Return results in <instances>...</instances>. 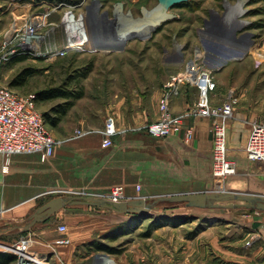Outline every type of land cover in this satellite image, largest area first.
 <instances>
[{"label": "rangeland", "instance_id": "obj_1", "mask_svg": "<svg viewBox=\"0 0 264 264\" xmlns=\"http://www.w3.org/2000/svg\"><path fill=\"white\" fill-rule=\"evenodd\" d=\"M41 1L37 0L30 7L23 24L31 21L40 24V45L47 47L54 44V50H58L59 54L29 56L24 61H13L3 68V82L10 87L23 70L30 69L33 75L27 79L25 86L10 87L20 96L36 97L43 90L62 87L84 94L57 127L46 124L57 145L51 157L43 159L39 154L41 164H51L59 148L93 136L103 138L102 131L109 115L116 119L117 138L130 136L134 131L152 137L148 130L160 117L159 114L157 119L154 113L159 109L164 86L173 75L185 70L195 57H200L205 65L214 69H217L223 58L229 59L216 70L214 77L217 88L210 95L211 106L218 107L229 102L231 93H234L237 101L229 128L238 119L252 123L264 120V0H186L170 9L169 12L175 16L173 19L162 20L149 37L130 39L121 50L85 48L66 51L65 54L60 49L70 38L119 35L127 29L148 25L137 26L147 20L145 10L152 12L159 1ZM239 7L245 9L246 14L239 21L230 22L229 16L239 11ZM5 11L0 21V53L14 26L15 10L6 7ZM241 22L247 23L245 27H241ZM243 48L247 50L244 52ZM87 70V77H81ZM181 94V102L178 99L174 102L172 111L175 114L194 110L200 96L199 90L190 85L184 86ZM62 103L63 100H53L36 102V105L41 114L50 113L54 116L52 109ZM140 113L147 118L141 128L137 127L135 121ZM82 120H85L84 125L80 123ZM194 120H200V117L195 114L190 116L189 121ZM210 126L211 155L206 154L195 161L192 168L184 167L189 170V183L193 182L189 185V192L183 194L234 192L264 197V163L249 161L242 151L235 150L238 147L229 134L230 129L228 154L237 164V172L226 180L225 193L215 192L212 120ZM163 141V146L159 145L158 184L152 187L153 191L148 195L136 196L150 203L156 201L154 209L143 214L116 215L105 208L74 205L62 209L66 212L63 220L56 219V214L49 220L37 223L29 231L24 230L41 207L59 197H73L74 193L79 196L107 197L116 186H122L126 196L129 190L142 193V184H124L118 180L119 175H126V179L132 180L134 173L138 172V150L130 148L127 157L136 161L128 162L133 166L129 170H117L120 174L113 185H98L91 181L93 176H88L87 182L81 184L62 182L39 187L35 189L38 194L32 202L33 209L16 221H12L17 217L13 207H0L1 229L21 227L0 234V252L12 254L1 246L13 245L26 238L31 240L28 250L37 259L44 264H54L48 253V245L59 236L58 227L66 225L68 230L78 231L79 225L85 223L87 232L94 236L88 244L98 242L108 245L116 253L102 255L109 256L116 264H238L235 254H248L253 243L258 240L259 234L255 230L264 224V212L245 207H228L245 204L238 201L216 202L220 208L199 209L165 200L182 193L172 190L171 181L176 175L171 163L172 142L168 138ZM116 144L113 141L110 148H104L102 144V148L108 150ZM10 160L4 166L6 171ZM151 173L153 177L154 169ZM9 223L11 225L6 227ZM88 244L85 251H88ZM75 261L84 263L79 259Z\"/></svg>", "mask_w": 264, "mask_h": 264}, {"label": "crops", "instance_id": "obj_2", "mask_svg": "<svg viewBox=\"0 0 264 264\" xmlns=\"http://www.w3.org/2000/svg\"><path fill=\"white\" fill-rule=\"evenodd\" d=\"M36 1L37 0H0V21H2V16L6 13L5 9L8 7L15 10L13 13L14 22L12 25L23 24L28 17L27 11L30 7L34 6ZM41 3H44V1L42 0ZM21 9H23V11L19 12ZM182 94L179 98L173 100V111L174 102L177 99L179 100L183 96ZM179 102H181V100H179ZM154 114L158 119V115L160 114L159 109L156 110ZM135 121L138 125L137 127H143L147 122L146 115L140 113ZM80 123L84 125L85 120H82ZM251 124V121L238 119L235 123L233 122L229 128V134L231 133L230 136L234 138V143L238 147H236L237 149L235 150L239 152L242 151L245 155V146L249 137ZM187 125L194 129V137L189 143L185 142L184 134L168 138V141L172 142L170 143L172 147L171 163L172 167L174 166V173L176 170V175L171 181L172 190H174L173 192L182 194L189 192V185H192L193 182L190 181L189 183L188 181L189 166L192 168L195 161H199V159L206 154L210 156L212 149V143L210 141V119L200 118V120L197 121H188ZM102 139V136H93L78 141L71 146L59 148L56 150L51 164H41V156L39 154L15 155L11 158L7 171L4 168V166H6V159L0 155V207H13L16 211L15 216L17 217L12 221H16L33 209L34 206H32V202L37 199L36 196L38 194L35 193V189L39 187L42 188L43 186L46 187L51 184L62 182L81 184L87 182L85 180L88 179V176H93V180L91 181H94L98 185H113L116 182V176L120 174L118 171L131 169L133 166H130L128 162L134 163L136 161L130 160V158L127 157L130 148L133 150L137 148L138 150V172L137 174L134 173L135 180L134 177L132 180L126 179V175H119L118 178L120 179L118 180H121L124 184L140 183L143 185L142 193H139L140 195L135 192V190H129L128 196L131 199H136V196H145L151 193L153 191L152 187L155 188V185L158 184V174L156 172L158 169L157 163L160 161L159 145L163 146V142L167 140L163 141V139L152 138L141 132L134 131L130 133V136L115 137L114 142L117 144L111 149L104 150L102 148ZM185 166L188 168L185 169ZM153 169L155 174L152 177L151 172ZM88 172L89 174L87 175ZM174 187L176 189H174ZM109 212L121 215L114 210H110ZM65 213V210H61L55 216L56 219L60 221L63 220V218L66 217ZM10 225L9 223L6 227ZM14 229H12V227L5 230L0 228V230H4V232L0 234ZM86 229V224L83 223L79 225L78 231L74 229L69 230V237L72 244L68 247L59 249L61 258L67 263H72L79 259L84 262L82 264H93L94 256L102 254V252L89 253V251H85L86 244L94 239V236L89 234ZM255 231L259 234V238L253 243L248 254H235V262L238 264H264V224ZM50 259L53 261L55 258L51 257ZM54 262V264H57L58 260H54Z\"/></svg>", "mask_w": 264, "mask_h": 264}, {"label": "built area", "instance_id": "obj_3", "mask_svg": "<svg viewBox=\"0 0 264 264\" xmlns=\"http://www.w3.org/2000/svg\"><path fill=\"white\" fill-rule=\"evenodd\" d=\"M39 26L40 24L36 21L26 22L23 26L14 24L0 53V155L4 156L6 162L12 156L24 154H40L43 159H46L54 154L57 145L56 139L48 130L42 114L37 109L36 97L34 95L20 96L3 82V68L14 58L52 55L46 54V49L54 48V44L47 47L40 45L42 37L39 34ZM60 52L67 53L63 50ZM56 54H59L58 50ZM216 70L205 65L200 57H195L188 63L185 70L173 75L164 86L159 102L160 117L149 126L148 132L152 137L160 139L184 134L185 141L188 142L194 137V129L187 125L190 116L195 114L200 118L212 120L214 134L212 173L215 180V192L225 193L226 180L237 172V164L229 158L228 154L229 122L233 117L237 99L234 93H231L229 102L218 107L211 106L210 95L217 88L214 77ZM186 85L199 90V100L194 110L175 114L171 104ZM102 134L103 147L110 148L118 134L114 116H107ZM245 153L250 161L264 163V120L251 124ZM74 194V197L78 198H109L115 202L133 200L125 195L122 186L113 188L111 195L107 197ZM57 231L59 236L48 245L50 256L58 260L57 264H80L76 261L67 263L61 258L59 249L70 246L72 241L66 225H60ZM29 243L31 240L22 238L13 245L1 247L16 255L18 264H44L28 250ZM93 260V264H115L112 258L102 254L95 255Z\"/></svg>", "mask_w": 264, "mask_h": 264}, {"label": "water", "instance_id": "obj_4", "mask_svg": "<svg viewBox=\"0 0 264 264\" xmlns=\"http://www.w3.org/2000/svg\"><path fill=\"white\" fill-rule=\"evenodd\" d=\"M159 5L152 11L145 13L147 14V20L143 21L137 26L144 24H150L154 19H160L168 21L173 19L175 16L171 14L170 9L186 0H158ZM165 200L183 204L189 208L199 209H212L220 208L216 205V202H229L238 201L245 203L244 205L232 204L229 208L245 207L257 211L264 212V197L245 193H234L229 192L225 194L215 193H197V194H182L173 197L166 198ZM157 202L150 203L145 198H136L130 201L115 202L106 198H78V197H59L48 202L45 206L41 207L37 213H35L31 221L24 227V230L29 231L34 225L39 222L49 220L52 216L59 213L62 209L68 206L74 205H85L93 206L98 208H105L114 210L119 214H143L151 211L156 207ZM224 207V206H223ZM21 228L20 226L12 227ZM4 230H0L3 233Z\"/></svg>", "mask_w": 264, "mask_h": 264}, {"label": "trees", "instance_id": "obj_5", "mask_svg": "<svg viewBox=\"0 0 264 264\" xmlns=\"http://www.w3.org/2000/svg\"><path fill=\"white\" fill-rule=\"evenodd\" d=\"M29 58V56H19L14 58L9 62V64L13 61H24ZM91 68L88 70L90 71ZM88 70L81 74V77H87ZM33 75V71L30 69L23 70L19 76H17L10 84L11 88L14 87H23L26 85L27 79ZM9 87V88H10ZM84 94L82 91L75 93L73 90H70L66 87L62 88H54L43 90L39 92L36 96V102H47L53 100H63L64 103L58 105L57 107L52 109V113L54 116H51L50 113H44L43 118L46 124H50L52 128L57 127L63 120V118L68 114V112L75 106V102L79 99H82ZM89 253L92 252H102L108 254H115V250L110 248L108 245L100 244L98 242H91L87 245ZM17 261V258L8 253L0 252V264H14Z\"/></svg>", "mask_w": 264, "mask_h": 264}, {"label": "bare ground", "instance_id": "obj_6", "mask_svg": "<svg viewBox=\"0 0 264 264\" xmlns=\"http://www.w3.org/2000/svg\"><path fill=\"white\" fill-rule=\"evenodd\" d=\"M246 14L245 9L242 7H239V11L234 12L232 15L229 16V21L230 22H235L239 21L241 17H243ZM103 21L105 20L104 16L102 17ZM162 20L160 19H154L152 23L148 25H144L141 27H137L136 29H127L122 34L119 35H113L109 34L106 35L105 37H73L68 39L63 47L60 50L63 51H72L74 49L82 50L85 48H92L93 50H105V51H114V50H121L123 45L129 41L130 39L140 37V38H145L149 37V34L154 31L159 24L161 23ZM247 23L241 22V27H245ZM237 30V28H235ZM234 29V31H235ZM56 48V47H55ZM246 49V48H245ZM245 49L243 48L244 52ZM247 50V49H246ZM57 53V50H54V48L49 49V51L46 52V54H52L55 56ZM222 59V58H221ZM232 59V58H231ZM230 59V61H232ZM229 59L223 58L221 63L217 65V70L224 66L226 62ZM229 63V62H228ZM16 227V226H15Z\"/></svg>", "mask_w": 264, "mask_h": 264}]
</instances>
